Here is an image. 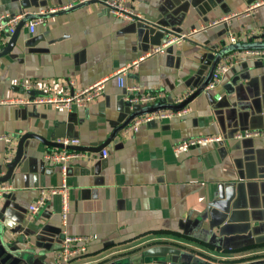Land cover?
Wrapping results in <instances>:
<instances>
[{"label":"crops","instance_id":"obj_1","mask_svg":"<svg viewBox=\"0 0 264 264\" xmlns=\"http://www.w3.org/2000/svg\"><path fill=\"white\" fill-rule=\"evenodd\" d=\"M259 1L263 0H128L142 18L130 22L115 18L98 1L0 0V16L25 13L28 21L45 12L33 33L22 24L12 38L0 34L3 177L17 154L18 141L31 136L5 181L11 192L0 199L5 239L15 253L26 254L21 259L59 264L55 251L63 231L95 237L82 264H128L132 256L156 245L195 253L215 264L230 263L224 257L248 250L217 249L214 224L232 190L230 203H238L237 190L247 202L234 210L253 217L251 225L264 223V135L236 138L264 131V60L241 59L214 89L205 87L219 58L245 47H264V5L246 13ZM68 5L73 7L47 12ZM181 35L182 41L161 48L167 37ZM230 37L236 39L234 45ZM155 48L161 50L133 64ZM121 68H127L124 88L111 76ZM108 76L104 93L86 108L65 111L47 104L9 103L70 93L68 82L77 91ZM27 82L49 90L27 92L22 86ZM129 87L135 89L133 94L125 90ZM148 93L157 94V102L137 106L143 112L178 111L173 108L196 95L180 117L124 133L121 129L134 118L130 120L123 98ZM147 113L151 112L143 114ZM206 136L220 141L174 151L180 142ZM64 139L77 140L71 147L82 151L67 150L84 155L66 163V222L61 221L58 196L28 220L27 209L39 191L62 183L59 164L42 157L61 152Z\"/></svg>","mask_w":264,"mask_h":264},{"label":"built area","instance_id":"obj_2","mask_svg":"<svg viewBox=\"0 0 264 264\" xmlns=\"http://www.w3.org/2000/svg\"><path fill=\"white\" fill-rule=\"evenodd\" d=\"M102 2L106 10L115 18L123 19L130 22L141 21V16L134 12L128 5V0H79V4H85L88 2ZM264 5V0L256 2L251 5L246 13H250L251 11L257 9L258 7ZM73 5H68L65 7H60L56 9L47 10L48 13H55L57 11H64L72 8ZM45 15V12H40L37 15H32L28 21L24 20L26 17L25 13H20L17 15H2L0 16V34L12 35L17 30L21 22H24V26L28 29L30 33H33L35 27L42 22V17ZM185 38V35L175 36V37H167L165 43L161 46L165 47L172 43H177L182 41ZM229 41L234 45L236 43V39L234 37H230ZM161 48H155L152 52L148 54H144L137 61H134L133 64H136L141 59L150 56L152 53L159 52ZM241 59H251V60H264V47L260 48H250L245 47L239 49V51H234L230 53L228 56L223 57L220 62L216 65L210 83L205 87L207 90L214 89L218 83H220L221 79L225 74L229 72L233 66L237 65ZM127 68H121L114 74L117 85L120 88H124L123 76L126 72ZM109 76L94 82L90 86L79 89L77 91H73V83L68 82V88L71 90L70 93H65L62 95H50L45 94L44 96L36 97L34 99H13L10 100L9 103L18 105V104H47L54 107L57 110H65L69 111L71 108H86L93 101L98 99L105 90V84L108 81ZM24 90L27 92L32 90H41L43 93L48 91L49 88L47 86L38 85L35 82H27L22 85ZM128 93H134V88H125ZM135 95V94H134ZM157 94H141L133 97H126L125 101H128L132 106H146L150 104H154L157 102ZM180 103V102H178ZM186 112L185 108H182L178 111H154L147 114H141L136 116L126 127L123 128V132L126 134H132L138 132L139 128L153 121H161L164 119L171 118L172 116L180 117L182 114ZM264 135V131H254V132H246L240 135H237L238 139H247V138H255L260 135ZM220 139L218 137H199L189 139L183 142L178 143L174 147L175 152H180L186 150L193 146H199L202 144L216 143L219 142ZM62 147L64 148L61 152H53L46 153L43 155L42 159L44 162L50 164H59L61 172L63 174V180L60 186L50 189H41L39 191V196L34 204L30 205L27 209V218L28 220H32V218L38 213L41 207L45 205V203L52 196H58L60 198L61 207H60V217L62 224L66 222L67 215L69 213V198L66 183L64 180V175L66 174V163L69 159L79 158L84 156L82 153L68 151L67 148L71 146H77L78 141L75 139H64L60 141ZM102 157H106V152L101 151ZM3 171L0 169V178L3 177ZM11 192V186L7 183H0V199L5 198ZM63 236L61 240V244L59 248L55 251V257L58 263L60 264H71V262L80 257L85 256L87 253L89 243L95 239L94 236H70L65 231H63ZM224 259H233L226 258Z\"/></svg>","mask_w":264,"mask_h":264},{"label":"water","instance_id":"obj_3","mask_svg":"<svg viewBox=\"0 0 264 264\" xmlns=\"http://www.w3.org/2000/svg\"><path fill=\"white\" fill-rule=\"evenodd\" d=\"M24 22H21L19 26H21ZM17 31V30H16ZM15 31V32H16ZM14 34L11 35L12 38ZM223 58V57H221ZM221 58H219L216 63L212 66L210 71L209 78L211 79L213 71L216 65L220 62ZM209 81V80H208ZM197 93V92H196ZM193 94L188 99H186L180 105L175 106L174 110H180L183 108L195 95ZM126 97H133V95L128 94L123 98L124 105L128 108V110L132 113L131 119L135 118L138 115H141L145 112H153L158 108H150L147 111L143 112L140 107L132 106L128 101H125ZM126 127V126H125ZM124 128V127H123ZM123 128L121 130H123ZM31 136H23L17 145V154L7 164V174L6 176L0 178V183L5 182L8 176L11 175L13 169L19 162L23 150V144L27 138ZM63 136H57V139H61ZM54 145V144H53ZM61 146V145H60ZM62 148V146H61ZM69 150H78L81 149L75 147L67 148ZM102 148H99L101 150ZM82 151V150H81ZM243 184H240L238 187L242 188ZM252 186V185H247ZM8 197V196H6ZM235 197V193L233 190L226 197L227 199L222 202L221 212L218 213V222L214 224L216 228V233H214V239H219V244L217 245V249L221 251H241L249 248H253L259 245L264 244V223L257 221L255 225H251V222H255L254 218L247 215V212L240 214L236 212L234 209L247 205V202L244 199V196L241 195V191L237 190V197L235 198L237 202L230 203L232 198ZM214 204V203H213ZM251 201L249 199V205L251 206ZM244 221L245 224L239 226L236 224V221ZM252 220V221H251ZM12 244L8 243L5 239V229L3 225L0 223V264H32V260L27 259L26 262L24 256L26 254H20V252L15 253L12 250ZM23 258V259H21ZM169 261L173 264H215L211 261H208L204 258H200L199 256L181 250L179 248L173 246H165V245H156L146 248L140 253L132 256L128 262V264H148L151 261ZM109 264H118L116 262H112ZM247 264H264V259L256 260L249 262Z\"/></svg>","mask_w":264,"mask_h":264},{"label":"rangeland","instance_id":"obj_4","mask_svg":"<svg viewBox=\"0 0 264 264\" xmlns=\"http://www.w3.org/2000/svg\"><path fill=\"white\" fill-rule=\"evenodd\" d=\"M83 257L85 256H80L74 259L71 262V264H82L81 260H83ZM232 257L233 259H231L230 263H227V264H247L252 261L264 259V246L263 247L258 246L250 250L248 249L246 251H241L239 253L233 254Z\"/></svg>","mask_w":264,"mask_h":264},{"label":"flooded vegetation","instance_id":"obj_5","mask_svg":"<svg viewBox=\"0 0 264 264\" xmlns=\"http://www.w3.org/2000/svg\"><path fill=\"white\" fill-rule=\"evenodd\" d=\"M264 245H259V247H263ZM256 247H258V246H256ZM253 248H255V247H253Z\"/></svg>","mask_w":264,"mask_h":264}]
</instances>
